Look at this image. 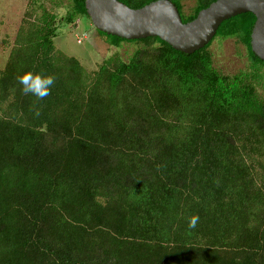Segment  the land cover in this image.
Listing matches in <instances>:
<instances>
[{
  "label": "trees",
  "instance_id": "16d2710c",
  "mask_svg": "<svg viewBox=\"0 0 264 264\" xmlns=\"http://www.w3.org/2000/svg\"><path fill=\"white\" fill-rule=\"evenodd\" d=\"M140 8L155 0H121ZM173 1L183 21L216 0ZM34 2V1H33ZM30 5L0 69V264H264V61L256 17L225 20L192 54L159 37L88 70L59 50L57 15ZM90 17L71 0L61 24ZM246 48L225 73L210 46ZM54 78L43 99L18 76ZM198 216L195 229L188 220Z\"/></svg>",
  "mask_w": 264,
  "mask_h": 264
},
{
  "label": "water",
  "instance_id": "95a60500",
  "mask_svg": "<svg viewBox=\"0 0 264 264\" xmlns=\"http://www.w3.org/2000/svg\"><path fill=\"white\" fill-rule=\"evenodd\" d=\"M85 6L99 31L127 40L156 36L188 54L206 46L225 20L251 12L256 17L251 48L264 61V0H216L187 22L171 0H155L140 8L121 0H85Z\"/></svg>",
  "mask_w": 264,
  "mask_h": 264
},
{
  "label": "rangeland",
  "instance_id": "374dc122",
  "mask_svg": "<svg viewBox=\"0 0 264 264\" xmlns=\"http://www.w3.org/2000/svg\"><path fill=\"white\" fill-rule=\"evenodd\" d=\"M34 1V2H33ZM71 0H0V69L6 65L17 31L25 12L32 5L41 15L40 5H45L57 15L59 26L54 43L59 50L77 57L88 70H96L109 57H120L128 60L140 46L136 43L123 42L121 46L110 45L106 37L99 35L91 20L81 17L71 24H61L62 17ZM186 16L194 12L195 1L183 2ZM216 67L225 73H235L249 66L250 60L245 46L235 37H217L210 46ZM264 95L263 86L259 88Z\"/></svg>",
  "mask_w": 264,
  "mask_h": 264
},
{
  "label": "clouds",
  "instance_id": "9594fccd",
  "mask_svg": "<svg viewBox=\"0 0 264 264\" xmlns=\"http://www.w3.org/2000/svg\"><path fill=\"white\" fill-rule=\"evenodd\" d=\"M17 81L19 85H21V91L24 94H31L37 99L47 97L54 84V78L52 76L42 73H33L31 71L18 76ZM198 220V216L190 217L188 220V227L190 229H195Z\"/></svg>",
  "mask_w": 264,
  "mask_h": 264
}]
</instances>
